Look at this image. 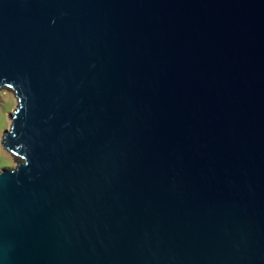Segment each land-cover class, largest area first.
<instances>
[{"label": "water", "instance_id": "95a60500", "mask_svg": "<svg viewBox=\"0 0 264 264\" xmlns=\"http://www.w3.org/2000/svg\"><path fill=\"white\" fill-rule=\"evenodd\" d=\"M18 83L0 264H264V0H0Z\"/></svg>", "mask_w": 264, "mask_h": 264}, {"label": "clouds", "instance_id": "9594fccd", "mask_svg": "<svg viewBox=\"0 0 264 264\" xmlns=\"http://www.w3.org/2000/svg\"><path fill=\"white\" fill-rule=\"evenodd\" d=\"M55 23V21H53ZM7 80V77H3ZM0 177L5 174L16 175L24 168L31 167V160L25 155L12 152L9 147V138L20 139L17 133V121L21 116L26 118L29 111L28 93L22 83L16 87L11 84L0 86ZM21 151L28 152L25 145H21Z\"/></svg>", "mask_w": 264, "mask_h": 264}, {"label": "rangeland", "instance_id": "374dc122", "mask_svg": "<svg viewBox=\"0 0 264 264\" xmlns=\"http://www.w3.org/2000/svg\"><path fill=\"white\" fill-rule=\"evenodd\" d=\"M3 104V101H0V105H2Z\"/></svg>", "mask_w": 264, "mask_h": 264}]
</instances>
